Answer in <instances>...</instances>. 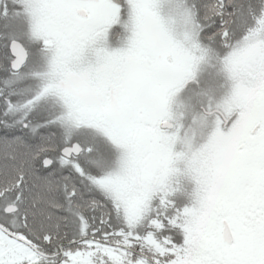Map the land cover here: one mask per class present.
Wrapping results in <instances>:
<instances>
[{
    "label": "snow or ice",
    "instance_id": "1",
    "mask_svg": "<svg viewBox=\"0 0 264 264\" xmlns=\"http://www.w3.org/2000/svg\"><path fill=\"white\" fill-rule=\"evenodd\" d=\"M0 264H264V0H0Z\"/></svg>",
    "mask_w": 264,
    "mask_h": 264
}]
</instances>
